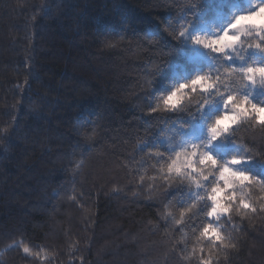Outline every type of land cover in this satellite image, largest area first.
<instances>
[{
    "label": "trees",
    "instance_id": "trees-1",
    "mask_svg": "<svg viewBox=\"0 0 264 264\" xmlns=\"http://www.w3.org/2000/svg\"><path fill=\"white\" fill-rule=\"evenodd\" d=\"M244 6L245 0H0V264H200L192 251L209 222L206 211L184 225L161 215L169 201L177 218L185 201L202 207L194 194L204 190L180 180L169 187L149 159L154 150L138 146L207 141L219 98L202 112L198 103L165 114L150 108L196 74H223L221 92L235 85L223 67L213 68L215 53L175 39L172 29L178 36L190 21L189 36H214ZM249 90L260 100L259 84ZM180 123L186 127L178 138ZM240 145L259 156L264 131L244 123L234 144L218 139L205 150L223 161ZM238 167L264 177L258 162ZM242 190L256 212L211 221L237 244L215 264H264V192L251 184ZM14 241L41 256L7 250ZM200 247L207 250V242Z\"/></svg>",
    "mask_w": 264,
    "mask_h": 264
},
{
    "label": "snow or ice",
    "instance_id": "snow-or-ice-1",
    "mask_svg": "<svg viewBox=\"0 0 264 264\" xmlns=\"http://www.w3.org/2000/svg\"><path fill=\"white\" fill-rule=\"evenodd\" d=\"M193 9L197 8L196 4L192 5ZM264 9V0H245V6L243 10L234 11L230 22L223 29L222 32L215 36H204V35H191L189 36V29L191 28V22L188 21L186 25H181L178 36L176 35L177 29H172V35L175 39L190 40L194 45H199L204 49H208L211 43L219 40L222 36L232 37L240 29V22L245 18L255 17L256 13ZM186 11V10H185ZM197 12L193 11V15ZM171 28V25H169ZM245 37L247 40L241 39L239 35H236L235 39L231 41L225 48L220 52H216L212 49L213 53L217 55L215 61L216 71L219 67H223L227 73V77L234 80L236 83L234 86L226 85V96L221 97L219 94L213 95L216 91L215 87L208 90V96L205 97L206 103L203 105H197V112H202L204 107L212 103L215 99L219 98L221 102L224 99H228L229 102L235 100L236 96L241 97L242 109L235 116V119L229 122L226 126L222 125L217 118L216 121L208 125L207 141L201 142L207 146L211 145L212 142L220 140H230L231 143L235 142V132L244 124L250 122L253 127L259 126L264 131V119H258L256 117V110L264 109V23L258 24L255 20H248L244 25ZM245 44L247 45L245 47ZM221 75H213L212 72H204L202 74H196L191 79L183 83V87L187 88L194 79H210L216 82V85L220 87L225 81L221 79ZM247 83H244V82ZM257 84L260 86V100L253 99V92L249 90V86L255 87ZM179 91V88L172 89L167 95H172L173 92ZM166 98V97H165ZM161 99V98H160ZM178 111L172 105L157 104L155 107L150 108L151 113H170ZM162 114V115H163ZM186 125L180 123V125L174 128L176 136L179 138L180 130L185 128ZM192 141H183L179 139L175 143L165 139H159L153 142L145 141L138 146L140 151L145 148L153 149L154 151L149 152V159H154L156 163L160 165L159 174L169 182V187L172 186V182L176 180L186 181L190 186H193L196 181L188 173L181 171L175 167V155L176 149L182 145L186 146L191 144ZM237 151L232 156L230 161L231 168L229 169L238 179L237 184H233L226 191L221 193L222 206L216 203V200L211 198H202V194L199 192L195 193L196 201H203L202 207H197L196 202L188 203L185 201L187 206H181L182 210L177 215L174 211H169V208H173L174 205L171 201L164 203V212L161 218L166 222L169 220L176 225H184L186 222L193 220L194 217L204 213L209 218V222L203 224L199 228V234L196 238L197 246L193 248L192 254L199 252L200 264H215V261L219 259L220 253L224 249H236L237 244L234 242V238L231 234H223L217 226L211 222L213 219H219L222 216L230 215L233 211L240 213L241 215H247L249 212H256L255 206L250 202L248 194L244 192L243 186L251 184L258 186L261 192H264V177L254 175L250 171L240 165L258 162L264 166V153L259 156L253 153L249 148L240 145L236 146ZM203 155L209 156L215 163V156L210 151L201 150ZM143 163V162H142ZM167 199V194H165ZM261 210L264 211V204L261 205ZM183 231V228L180 229ZM195 231V228L193 229ZM183 242V238L181 240ZM207 242V250L205 247L200 245ZM7 250L22 251L24 256L27 257H39L41 252H36L27 244L23 242L14 241L8 245ZM182 251H187L186 247ZM185 258H189L185 256Z\"/></svg>",
    "mask_w": 264,
    "mask_h": 264
},
{
    "label": "clouds",
    "instance_id": "clouds-1",
    "mask_svg": "<svg viewBox=\"0 0 264 264\" xmlns=\"http://www.w3.org/2000/svg\"><path fill=\"white\" fill-rule=\"evenodd\" d=\"M248 20H255L258 24L264 23V9L258 11L255 17L245 18L240 22V29L232 37L222 36L219 40L211 43L208 50L213 53L212 49L216 52H220L228 44L235 39L236 35L242 38L245 37L244 25ZM181 82L174 88H179V91L173 92L172 95H163L160 99L161 106L172 105L178 111L184 110L193 103L203 105L206 103L205 97L208 96V90L215 87L216 91L213 95L219 94L221 97L226 96L225 92H221L220 87L216 85L214 80L210 79H194L192 83L187 87H183ZM173 88V89H174ZM166 97V98H165ZM202 101V102H200ZM241 97L236 96L235 100L229 102L228 99H224L221 102V111L216 115L206 126V132L208 133V125L213 123L219 118L222 125L226 126L229 122L235 119V116L241 111ZM258 119H264V109L256 110V117ZM207 145L192 142L186 146L182 145L176 149L175 155V167L188 173L196 183L193 185L196 189H203L204 193L202 198H211L216 200L219 206H222L221 193L226 191L233 184L238 183L237 177L229 170L231 168L230 159L219 160L215 157V163L206 155H203L201 150H205Z\"/></svg>",
    "mask_w": 264,
    "mask_h": 264
},
{
    "label": "rangeland",
    "instance_id": "rangeland-1",
    "mask_svg": "<svg viewBox=\"0 0 264 264\" xmlns=\"http://www.w3.org/2000/svg\"><path fill=\"white\" fill-rule=\"evenodd\" d=\"M234 11H236V9L232 10V11H231V14H233ZM231 17H232V15L228 17V21H227V23H226V26H227V24L230 22ZM218 34H219V33H218ZM214 36H215V35H214Z\"/></svg>",
    "mask_w": 264,
    "mask_h": 264
}]
</instances>
